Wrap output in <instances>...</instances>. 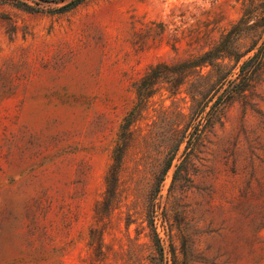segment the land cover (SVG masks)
Wrapping results in <instances>:
<instances>
[{"label": "rangeland", "instance_id": "obj_1", "mask_svg": "<svg viewBox=\"0 0 264 264\" xmlns=\"http://www.w3.org/2000/svg\"><path fill=\"white\" fill-rule=\"evenodd\" d=\"M19 3L35 5L0 0V264H264V65L243 98L213 108L263 39H242L237 54L253 50L226 79L191 69L216 47L227 57L250 1L86 0L65 14ZM159 66L184 84L133 128L100 223L121 127Z\"/></svg>", "mask_w": 264, "mask_h": 264}, {"label": "trees", "instance_id": "obj_2", "mask_svg": "<svg viewBox=\"0 0 264 264\" xmlns=\"http://www.w3.org/2000/svg\"><path fill=\"white\" fill-rule=\"evenodd\" d=\"M35 3L34 6H30L27 4L18 5L25 6V8L31 12H42V7L44 5L49 6H57L55 9L50 11L53 14H65L70 12L80 5H82L86 0H31ZM250 6L247 7L246 12L240 19V21L232 28L229 33V39L231 41L230 47L231 52L228 53L227 57L222 55L225 51L224 48L216 47L207 53L196 57L191 60V69H200L201 71L206 67H211L215 70V76L219 79H226L227 76L232 73V71L238 66L240 60L249 54L253 49L250 48L241 54H237L240 42L242 39H245L248 36H251L252 33H257L258 39H263V44L259 47L256 53L252 57H249L243 65L240 67L242 71V81L239 84H236L232 89L226 90L225 93H221L218 96L217 101L215 102L213 108L215 109L216 115L220 112V110L227 105L229 102H235L238 98H243L245 96V92L249 89L252 84V80L254 75L262 68L264 65V16H255V12H253V4L255 0H249ZM264 7V0L261 3ZM252 7V8H251ZM249 9V10H248ZM253 22V24H251ZM261 30V32H260ZM235 56L234 61L235 64L233 66L225 65L224 61L226 58L232 60ZM221 61V63L219 62ZM248 68V71L245 72V68ZM229 69V70H228ZM227 71V72H226ZM185 79L189 76V72L184 71ZM168 73L166 70H162L161 66L156 69H152L150 73L146 75L143 79L142 83L137 88L138 100L136 106L129 114V116L124 120V124L121 127L120 138L118 141V145L115 147L113 151L112 164L108 170L106 175V196L102 203H99L96 209V216L98 222L103 223L113 212V205L118 195V189L120 186L121 176L125 167L126 159L131 152L134 142H135V131L133 128L138 123V121L143 117L144 112L147 110V107L150 103V100L162 90L167 91L169 93H177L181 86L184 83H174L173 81H169L166 77ZM210 75H212L210 73ZM203 122V119H202ZM200 124L204 125V123ZM210 123V121H207ZM209 124L204 125L201 129L198 128L196 131V138L201 137L205 128ZM191 136V135H190ZM192 137V136H191ZM187 135L183 134L180 139H174L173 143V154L167 165L165 167L164 174L169 170L172 166L173 160L176 156L177 151L181 144L186 140ZM190 142H192L190 140ZM164 181V176L161 178V182ZM154 244L160 255L163 254V249L161 246V242L158 239L157 235L154 238Z\"/></svg>", "mask_w": 264, "mask_h": 264}]
</instances>
